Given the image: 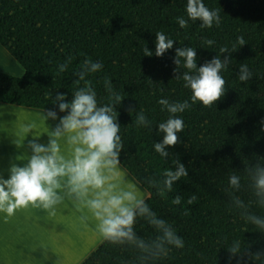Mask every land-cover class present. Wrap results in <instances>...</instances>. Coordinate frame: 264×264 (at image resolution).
Here are the masks:
<instances>
[{
	"label": "trees",
	"instance_id": "obj_1",
	"mask_svg": "<svg viewBox=\"0 0 264 264\" xmlns=\"http://www.w3.org/2000/svg\"><path fill=\"white\" fill-rule=\"evenodd\" d=\"M204 3L219 9V27L202 29L199 21H189L181 29L176 18L187 19V0H0V44L25 69L22 77L0 71V102L51 109L57 93L71 100V92L83 86L73 73L86 58L102 62L101 72L88 79L103 103L105 78L123 99L114 106L124 145L121 165L149 192L147 202L185 243L158 264H229V257L231 264H264V232L247 224L234 205L239 197L264 214L255 206L252 187L255 167L264 163V0ZM158 31L177 41L174 48L163 57L144 56L145 47L155 53ZM238 37H243V46ZM208 40L214 43L208 46ZM176 47L196 48L198 67L222 47L231 51L232 62L222 73L226 91L216 106L197 102L181 114L184 132L167 149L170 155L164 161L153 149L162 140L157 125L168 118L158 100L191 102V91L175 79ZM69 59V69L59 73L58 65ZM241 65L253 72L247 82L238 79ZM129 108L144 110L153 121L151 132L135 125L136 113ZM174 160L184 164L188 175L175 182L172 193L157 194L149 180L175 170ZM233 173L241 177L237 192L228 185ZM176 195L183 197L181 206L171 203ZM192 195L198 199L188 205ZM136 229L146 240L154 238L144 222ZM237 242L240 251L233 254L230 247ZM142 255L105 241L83 264H144Z\"/></svg>",
	"mask_w": 264,
	"mask_h": 264
},
{
	"label": "clouds",
	"instance_id": "obj_2",
	"mask_svg": "<svg viewBox=\"0 0 264 264\" xmlns=\"http://www.w3.org/2000/svg\"><path fill=\"white\" fill-rule=\"evenodd\" d=\"M185 11L187 19L176 18L181 29L188 28L189 21H199L202 29L219 27L222 22L219 9H209L204 0H187ZM155 36V53L145 47L144 56L154 54L163 57L177 42L162 31L156 32ZM213 43L212 40L206 41L208 46ZM237 43L243 46V37H238ZM230 52L227 47H222L216 56L198 67L196 48H175V79L182 81L183 88L191 91V102L188 99L172 101L167 97L158 100L161 111L168 114V118L157 125V135H162V140L153 143L154 152L162 160L169 157L167 149L175 146L178 134L184 132L181 114L197 102L204 107L216 106L215 102L224 95L226 89L222 73L229 69L232 62ZM225 53L229 55L222 59ZM70 63L69 59L59 64L58 72H66ZM103 67L102 62L86 58L79 70L73 73L78 78L76 83L83 82V86L71 92V100H67L66 94L57 93L53 108L44 110L41 120L46 125L47 143L39 142L42 134L35 122L21 124L18 135L21 141L27 138L31 154L26 157L23 166L16 163L10 165L8 178L0 175V213L12 216L17 209L30 206L56 216L58 208L69 199L80 211H86L84 219L91 218L95 222L96 231L104 241L122 249H138L143 254L141 259L144 264H158L172 249H183L185 243L172 224L152 209L147 195L141 193L135 183L129 182L121 171L120 154L124 145L118 134L121 126L114 106L123 99L113 82L105 78L103 88L107 103H103L88 79L90 75L101 72ZM180 69H183L182 74ZM252 77L253 72L248 66L241 65L238 79L247 82ZM129 112L136 113L137 127L152 131L153 121L143 109L135 111L129 108ZM47 121L55 123L54 130L49 131ZM29 136L32 139H28ZM173 165L175 170L169 168L160 174L158 180H149L150 187L156 189L157 194L172 193L175 182L188 175L179 160H174ZM252 181L255 206L264 209V163L257 164ZM228 185L231 192L239 191L241 177L231 174ZM197 199L196 195H192L186 203L192 205ZM182 200V196L176 195L171 203L181 206ZM234 205L241 210V218L247 224L264 232V214L253 211L250 204H245L239 197L234 199ZM140 222L151 228L154 238L146 240L138 234L136 226ZM240 247L237 242L230 247V252L238 253Z\"/></svg>",
	"mask_w": 264,
	"mask_h": 264
},
{
	"label": "crops",
	"instance_id": "obj_3",
	"mask_svg": "<svg viewBox=\"0 0 264 264\" xmlns=\"http://www.w3.org/2000/svg\"><path fill=\"white\" fill-rule=\"evenodd\" d=\"M1 53L7 63L0 64V71L25 75V69L8 52ZM43 114V109L0 102V175L8 178L10 165L23 166L31 154L27 138L21 141L18 135L22 123L35 122L42 134L39 142L47 143ZM46 124L49 131L54 130V122ZM121 171L149 198V192L122 165ZM86 216V211H80L69 199L58 208L56 216L30 206L17 209L12 216L0 213V264H83L105 242L95 222L84 219Z\"/></svg>",
	"mask_w": 264,
	"mask_h": 264
},
{
	"label": "rangeland",
	"instance_id": "obj_4",
	"mask_svg": "<svg viewBox=\"0 0 264 264\" xmlns=\"http://www.w3.org/2000/svg\"><path fill=\"white\" fill-rule=\"evenodd\" d=\"M0 64H3V63H7L6 60H5V57L2 55V51L5 52L6 54H8L4 49H2V47H0ZM10 57V56H9ZM8 60H10L9 58H7ZM2 68H5V67H2ZM4 72V71H2Z\"/></svg>",
	"mask_w": 264,
	"mask_h": 264
}]
</instances>
